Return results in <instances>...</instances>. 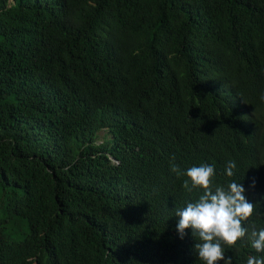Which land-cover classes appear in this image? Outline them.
I'll use <instances>...</instances> for the list:
<instances>
[{
	"label": "trees",
	"instance_id": "16d2710c",
	"mask_svg": "<svg viewBox=\"0 0 264 264\" xmlns=\"http://www.w3.org/2000/svg\"><path fill=\"white\" fill-rule=\"evenodd\" d=\"M262 93L264 0H0V264H204L202 164L264 229Z\"/></svg>",
	"mask_w": 264,
	"mask_h": 264
},
{
	"label": "clouds",
	"instance_id": "9594fccd",
	"mask_svg": "<svg viewBox=\"0 0 264 264\" xmlns=\"http://www.w3.org/2000/svg\"><path fill=\"white\" fill-rule=\"evenodd\" d=\"M261 99L264 100V93ZM172 159L174 161L175 157ZM235 168L234 161L227 163L228 177L233 176ZM170 169L177 175L181 173L175 163L170 164ZM186 175L191 180V187L188 180L184 181L183 187L186 190L199 187L204 191L195 202L188 203L183 209H175V216L179 217L177 231L183 239L185 230H192V235L197 239L194 247L199 260L204 264H218L220 261L232 264V258L225 256L222 245H236L245 237L257 253H264V229L249 230L242 226V222H247L254 214V204L246 199L243 185L230 181L226 187H213L215 168L209 164L193 166L187 170ZM247 264H264V257L249 256Z\"/></svg>",
	"mask_w": 264,
	"mask_h": 264
},
{
	"label": "rangeland",
	"instance_id": "374dc122",
	"mask_svg": "<svg viewBox=\"0 0 264 264\" xmlns=\"http://www.w3.org/2000/svg\"><path fill=\"white\" fill-rule=\"evenodd\" d=\"M105 133H106V130H105V129H104V130H101V131L99 132V136H100L99 140L102 139V137L105 135Z\"/></svg>",
	"mask_w": 264,
	"mask_h": 264
}]
</instances>
